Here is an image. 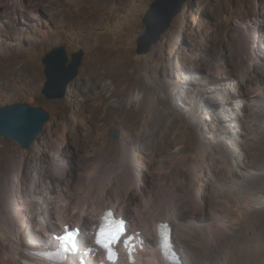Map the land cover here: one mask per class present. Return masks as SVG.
Instances as JSON below:
<instances>
[{
    "label": "rangeland",
    "instance_id": "rangeland-1",
    "mask_svg": "<svg viewBox=\"0 0 264 264\" xmlns=\"http://www.w3.org/2000/svg\"><path fill=\"white\" fill-rule=\"evenodd\" d=\"M155 1L0 0V107L27 103L50 116L28 149L0 136V197L14 165L22 166L21 188L30 204L23 242L33 248L39 247L33 237L37 207L57 226V192H67L64 183L72 199L89 190L106 199L129 197L124 216L131 231L141 228V219L148 223V244L156 235L147 217L156 209L145 202L150 198L177 219L168 222L179 264H199L195 254L216 256L217 236L207 230H229L225 216L233 213L236 233L226 242L233 248L246 239L248 255L256 257L251 264H264V191L250 177L264 173V0H188L160 39L140 53L143 19ZM60 46L69 58L79 51L83 57L65 97L48 100L42 60ZM104 86L118 93L96 124ZM132 104L141 117L161 112L170 126L164 141L156 135L159 143L152 145L127 131L124 112ZM91 227L82 224L85 247ZM228 257L215 264L239 260L236 251Z\"/></svg>",
    "mask_w": 264,
    "mask_h": 264
},
{
    "label": "bare ground",
    "instance_id": "bare-ground-1",
    "mask_svg": "<svg viewBox=\"0 0 264 264\" xmlns=\"http://www.w3.org/2000/svg\"><path fill=\"white\" fill-rule=\"evenodd\" d=\"M99 88L100 90H102L101 91L102 94L100 96L101 98L97 100L98 104L96 105L97 107L96 113H100V118L96 121V124L108 116L109 110L106 105L108 104V101L112 97H114L116 93H118L117 91H110V90L105 92L104 90L107 89L106 86ZM263 90L264 88L261 90L260 95L263 96L264 98ZM109 91L110 94H108ZM226 94L232 97V95H230V90H228ZM225 109L226 112L231 111L230 112L232 113L231 116H234L236 110L229 108V106H226ZM126 110L127 112L126 113L124 112V120L127 126V131L129 133L132 134L138 132L141 139L150 142L152 145H158L159 143L158 140L156 139V135L160 136L164 141V135L167 131L170 130V126L164 124L163 122L164 119H160L162 116L160 111H157V114L160 115V117L157 118V116H154V114H147L141 117L139 115L140 107H138L137 105L132 104ZM262 112H264V109L262 110ZM19 163H22V161ZM21 167L22 166L20 165H16V166L14 165L13 173L11 177L8 179L5 187L7 188L8 191L3 197H0V231L3 235V239L0 240V264H38L40 261L37 255L46 252L48 250H54L56 248L57 244L56 243L53 244L51 238L53 240L54 235H59L60 231L61 233H63L64 232L63 227L69 224V221L73 222L74 223L73 225H77V224L82 225L87 223V224H91L92 227L94 224H96L97 227L100 223V217L107 209H113L118 213V216H124L125 212H127L128 209L130 208V207L128 208L129 204L131 203V199L129 197L119 196L115 199H106L105 197H98L93 191L90 190L86 191L85 193L83 192L82 195L77 199H75V196L72 199L70 197L72 193L70 194V196L68 195L69 194L68 192L71 189L70 184L64 183L63 186L67 192H64L59 187L60 190L58 189L59 191L57 192L58 201L55 205V215L57 217V224L61 226L60 227L61 230L58 229L57 227L58 225L56 226V221L55 223L54 222L48 223L46 220H44V217L41 216V212H42L41 208L37 207V217H35V220L37 221V224L39 226V231L37 233L33 231L36 233L33 237L37 236L36 238L38 240H36V242L37 245L39 244V247L33 248L24 245L25 243L23 242L24 240L23 238L25 237L24 232L26 231V227H27L26 212L30 208V204L28 202V197H26L25 195L26 192L24 193L21 188V183L23 181V180L21 181L20 179ZM37 167H38L37 170L39 171H42L44 169L46 171V167L44 165H39ZM250 177L253 181L260 184L261 187L259 188V190L264 191V173L260 175L252 174L250 175ZM148 199L147 201H145L148 202L147 203L148 207L150 208L151 206H155L156 208L154 212H150L149 210L147 212L148 213L147 217L151 222H153L154 233L156 232L157 223L168 222L170 218H172L174 221L177 220L175 215L172 216L169 211L166 212L167 214H164L165 212H163L161 207H157L156 204H152L153 200L150 198ZM253 201H255V198L254 200L249 198L246 202L250 204ZM136 211H131V212L129 211V212L135 217L136 215L138 216L140 214L139 212L137 213ZM231 214L233 213H226L225 216V219L226 220L228 219V222H230L231 224V226H229L230 227L229 230L225 228L222 230L218 229L217 231V229L216 230L210 229L211 227L209 228V230H207L210 237H212L213 234L214 235L216 234L217 239L215 238L216 240L212 244H214L217 248H221V249L218 251V254L216 256H210L209 259L199 257L198 255L195 254V258L199 262V264H215L216 260L219 257L221 258L224 257V259L229 260L228 254L231 251L237 252L239 256L238 257L239 260L236 263H233L231 261L230 264H251L254 260H256L255 256L253 259L251 256L248 255L247 249L250 247L246 239H241L240 241H238L236 245H234L235 247L233 248L228 244V242H226L227 237H230L234 233H236L234 231V226H233L235 222L230 219ZM162 215H165L166 218L164 219L159 218ZM139 218H141V215L139 216ZM140 222H141V228L140 227L135 228L132 232L135 233L137 231L142 230V239L145 243V248L143 251H140L139 258L135 261L134 264H143L144 262H146V264H171L169 261L165 260L161 256V251L159 250L158 247V240L156 235H155V242L152 243L151 241L150 244H148V241H150L149 240L150 236L148 234V229H147L148 223L145 222L143 219H141ZM219 225L218 227L224 226L223 224L220 226ZM173 233L174 230H172V235H171L172 239H173ZM44 235L47 236L48 239L44 240ZM81 236L86 237V233L81 232L80 237ZM172 244L173 246H175L173 242ZM211 247L212 246L209 244L206 250H210ZM175 251H176V246H175ZM74 257L75 256L70 257L65 262V264H72L75 259ZM92 263L93 262L91 261L90 264Z\"/></svg>",
    "mask_w": 264,
    "mask_h": 264
},
{
    "label": "water",
    "instance_id": "water-1",
    "mask_svg": "<svg viewBox=\"0 0 264 264\" xmlns=\"http://www.w3.org/2000/svg\"><path fill=\"white\" fill-rule=\"evenodd\" d=\"M187 1L156 0L151 5L143 19L146 31L138 39L140 53H147L149 47L160 39L169 28L172 18L181 12ZM82 57L83 52L79 51L69 58L63 46L52 49L44 56L42 62L46 82L42 93L48 100L65 97L70 82L78 75ZM49 119V113L43 108L27 103H13L0 107V136L15 141L23 149H28L43 132L44 125ZM118 137L119 132L115 130L113 138ZM60 234L61 231L59 236ZM2 239L0 231V240ZM172 242L174 243L173 240Z\"/></svg>",
    "mask_w": 264,
    "mask_h": 264
},
{
    "label": "snow or ice",
    "instance_id": "snow-or-ice-1",
    "mask_svg": "<svg viewBox=\"0 0 264 264\" xmlns=\"http://www.w3.org/2000/svg\"><path fill=\"white\" fill-rule=\"evenodd\" d=\"M110 215V214H109ZM124 227L122 221H113L111 225L107 221L101 225L96 233V243L103 247L109 254V259H115V253L112 245L120 242L124 234ZM61 246L64 251H75L77 246L76 233L69 232L60 240Z\"/></svg>",
    "mask_w": 264,
    "mask_h": 264
},
{
    "label": "clouds",
    "instance_id": "clouds-1",
    "mask_svg": "<svg viewBox=\"0 0 264 264\" xmlns=\"http://www.w3.org/2000/svg\"><path fill=\"white\" fill-rule=\"evenodd\" d=\"M118 214V213H117ZM123 217H125V216H123ZM126 219H128L127 217H125ZM129 220V219H128ZM169 224H170V222H168ZM71 226H73V225H71ZM157 226V225H156ZM170 227L172 228V226H171V224H170ZM90 230V229H89ZM88 230V231H89ZM81 232H83V229H82V231ZM142 233V232H141ZM156 233V232H155ZM62 235V233L60 234V236ZM80 235H81V233H80ZM80 235H79V240H81V242H79V244H80V247H81V249L80 250H87L89 247L91 248V247H93V239H94V237H92L91 238V240H90V242L87 240V242L89 243V245L87 246V247H85L84 246V244H82V237H80ZM88 235H89V233H88ZM171 235H172V233H171ZM54 236H56V235H54ZM57 236H59V235H57ZM91 236V235H90ZM53 239H54V237H53ZM55 240V239H54ZM157 240H158V238H157ZM172 237H171V244H172ZM56 241V240H55ZM56 244H58L57 243V241H56ZM172 246H173V244H172ZM56 248H57V245H56ZM144 248H145V243H144ZM173 248H174V252L176 253V255L178 256V262L180 263V259H179V254L175 251V246H173ZM140 253V252H139ZM71 257H73V256H71ZM76 257H77V261H78V258H79V256L78 255H76ZM104 257L101 255V256H96V264H99V262H101V261H104V259H103ZM139 258V255H138V257H137V259ZM122 259V263L123 262H126L125 261V259L122 257L121 258ZM105 264H107V262H104ZM127 263V262H126ZM179 263H176V264H179ZM128 264V263H127ZM171 264H174V263H171Z\"/></svg>",
    "mask_w": 264,
    "mask_h": 264
}]
</instances>
